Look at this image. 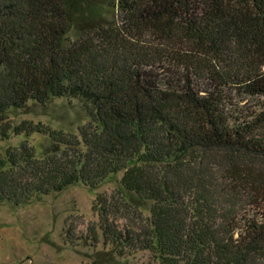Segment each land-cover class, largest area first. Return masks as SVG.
I'll return each mask as SVG.
<instances>
[{
  "label": "trees",
  "instance_id": "trees-1",
  "mask_svg": "<svg viewBox=\"0 0 264 264\" xmlns=\"http://www.w3.org/2000/svg\"><path fill=\"white\" fill-rule=\"evenodd\" d=\"M56 97L84 101L78 133L9 117ZM33 133L52 146L0 151V202L123 172L97 242L264 264V0H0V140Z\"/></svg>",
  "mask_w": 264,
  "mask_h": 264
},
{
  "label": "rangeland",
  "instance_id": "rangeland-1",
  "mask_svg": "<svg viewBox=\"0 0 264 264\" xmlns=\"http://www.w3.org/2000/svg\"><path fill=\"white\" fill-rule=\"evenodd\" d=\"M9 117L14 124L30 121L70 133H78L90 119L84 101L72 97H56L46 104L30 102L11 110ZM24 141L39 157L52 146L50 138L41 133L13 134L0 140V151ZM122 176L123 172L112 174L96 188L76 183L21 205L0 202V264H161L149 251L118 255L93 238L91 228L98 222L93 209L96 197L117 191L127 195ZM139 203L148 215L152 202Z\"/></svg>",
  "mask_w": 264,
  "mask_h": 264
}]
</instances>
